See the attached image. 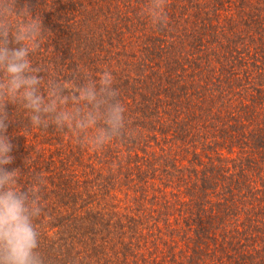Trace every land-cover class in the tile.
Here are the masks:
<instances>
[{"label": "trees", "instance_id": "16d2710c", "mask_svg": "<svg viewBox=\"0 0 264 264\" xmlns=\"http://www.w3.org/2000/svg\"><path fill=\"white\" fill-rule=\"evenodd\" d=\"M16 3L42 83L108 70L125 106L102 149L6 106L43 264H264V0H162V25L152 0Z\"/></svg>", "mask_w": 264, "mask_h": 264}, {"label": "clouds", "instance_id": "9594fccd", "mask_svg": "<svg viewBox=\"0 0 264 264\" xmlns=\"http://www.w3.org/2000/svg\"><path fill=\"white\" fill-rule=\"evenodd\" d=\"M147 14L153 23H165L162 0H152ZM45 29L41 16L27 5L0 0V264H43L34 225L43 210L39 189L18 187V168L6 167L14 160L8 134L13 115L6 106L21 104L32 126L66 130L96 149L121 136L126 127L125 106L110 71L75 86L58 79L42 83L31 57ZM33 183L42 185V178L35 177Z\"/></svg>", "mask_w": 264, "mask_h": 264}]
</instances>
